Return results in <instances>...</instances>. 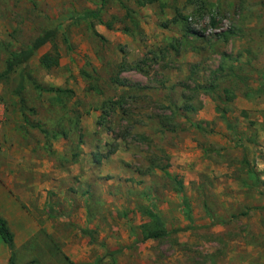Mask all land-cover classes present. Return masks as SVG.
<instances>
[{
	"label": "rangeland",
	"instance_id": "1",
	"mask_svg": "<svg viewBox=\"0 0 264 264\" xmlns=\"http://www.w3.org/2000/svg\"><path fill=\"white\" fill-rule=\"evenodd\" d=\"M53 28L0 78L13 264H264V0H0V72Z\"/></svg>",
	"mask_w": 264,
	"mask_h": 264
},
{
	"label": "trees",
	"instance_id": "2",
	"mask_svg": "<svg viewBox=\"0 0 264 264\" xmlns=\"http://www.w3.org/2000/svg\"><path fill=\"white\" fill-rule=\"evenodd\" d=\"M151 1V0H149ZM98 11H88L85 13V17H97ZM57 35V29H49L44 31L42 34L38 35L26 48L12 53L8 58L4 69L0 72V78L9 75L14 71L15 67L19 65H26L27 62L32 58V56L45 44L51 41ZM40 64L45 68H51L58 64L57 58L52 57L49 54H44L40 58ZM22 77L20 78L19 84L17 86V91L20 92L22 89ZM150 217L154 218V225L158 227L161 231L162 229V221L155 214H150ZM159 233H155L157 236ZM0 237L3 242L7 245L10 252L9 264H13V236L10 230H8L6 222L4 219L0 218ZM72 264V263H70Z\"/></svg>",
	"mask_w": 264,
	"mask_h": 264
},
{
	"label": "crops",
	"instance_id": "3",
	"mask_svg": "<svg viewBox=\"0 0 264 264\" xmlns=\"http://www.w3.org/2000/svg\"><path fill=\"white\" fill-rule=\"evenodd\" d=\"M2 240V239H1ZM3 242V240H2ZM0 243V264H6V262L9 261V258H8V248L5 247L4 243ZM10 257V256H9Z\"/></svg>",
	"mask_w": 264,
	"mask_h": 264
}]
</instances>
